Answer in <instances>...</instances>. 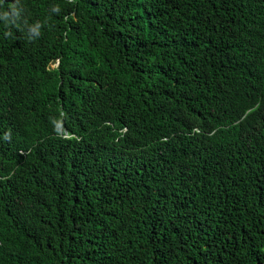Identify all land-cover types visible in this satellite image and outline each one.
Wrapping results in <instances>:
<instances>
[{
    "label": "trees",
    "instance_id": "16d2710c",
    "mask_svg": "<svg viewBox=\"0 0 264 264\" xmlns=\"http://www.w3.org/2000/svg\"><path fill=\"white\" fill-rule=\"evenodd\" d=\"M0 264H264V0H0Z\"/></svg>",
    "mask_w": 264,
    "mask_h": 264
}]
</instances>
